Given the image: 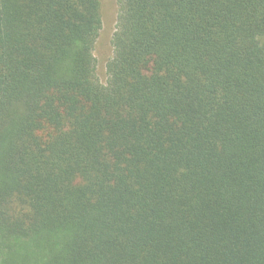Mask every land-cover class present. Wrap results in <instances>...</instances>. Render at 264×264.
<instances>
[{
	"label": "trees",
	"instance_id": "obj_1",
	"mask_svg": "<svg viewBox=\"0 0 264 264\" xmlns=\"http://www.w3.org/2000/svg\"><path fill=\"white\" fill-rule=\"evenodd\" d=\"M0 0V264H264V0Z\"/></svg>",
	"mask_w": 264,
	"mask_h": 264
},
{
	"label": "rangeland",
	"instance_id": "obj_2",
	"mask_svg": "<svg viewBox=\"0 0 264 264\" xmlns=\"http://www.w3.org/2000/svg\"><path fill=\"white\" fill-rule=\"evenodd\" d=\"M101 14V29L96 39L93 58L96 76L100 83L106 81V64L112 56L111 38L115 31L117 18V0H98Z\"/></svg>",
	"mask_w": 264,
	"mask_h": 264
}]
</instances>
